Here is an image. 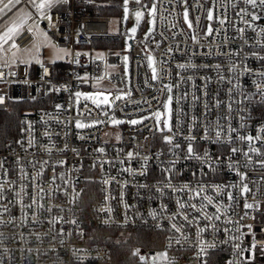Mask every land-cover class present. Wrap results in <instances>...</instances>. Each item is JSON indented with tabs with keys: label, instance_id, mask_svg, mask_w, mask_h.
Wrapping results in <instances>:
<instances>
[{
	"label": "built area",
	"instance_id": "built-area-1",
	"mask_svg": "<svg viewBox=\"0 0 264 264\" xmlns=\"http://www.w3.org/2000/svg\"><path fill=\"white\" fill-rule=\"evenodd\" d=\"M152 1L153 31H145L141 24L136 33H122L112 29L113 15L78 14L77 0L57 3L50 14H41L29 0H21L18 7L28 6L39 26L55 33L69 52L59 69L54 62L36 65L19 59L0 65V96L4 97L0 112L23 104L19 135L0 143V264L104 259L105 247L85 242L82 199L91 180L99 184V197L91 204L99 225L158 230L154 245L137 248L136 257L143 264H264V100L257 88L264 89V59H260L264 57V7L244 0ZM209 8L213 11L210 26ZM186 9L191 28L184 19ZM252 14L260 19L252 21ZM209 27L211 35L206 34ZM29 29L26 23L13 44L31 43L34 35ZM13 44L9 53L18 48ZM123 52L130 57L128 95L113 102L114 90L102 85L126 87ZM147 56L154 60L159 77L155 81ZM245 66L251 71H244ZM205 77L210 78L206 87ZM164 85H171L172 92L162 91ZM76 92L110 93V104L97 107L84 96L77 100ZM185 93L187 97L181 98ZM169 94L176 132L173 144L179 148L164 140L173 133L156 130L154 113L161 111ZM194 96L199 100L194 101ZM216 99L222 102L219 106ZM205 103L211 106L208 139L204 138ZM144 114L135 125L113 123L115 116ZM193 116L199 118L195 127ZM77 120L91 126L77 128ZM218 120L224 132L220 142L210 143L209 139H216ZM242 123L247 127L242 128ZM229 126L239 135L259 136L251 142L259 153L250 151L249 142L239 140L237 133H229ZM190 135L196 137L192 143L197 154L209 153L207 163L185 159V137ZM229 135L232 143L227 142ZM233 147L239 151L233 153ZM173 160L175 167L165 172ZM169 177L175 189L185 184L189 188L166 187ZM216 185L228 187L217 191ZM244 185L249 191H242ZM201 187L204 191L196 196L194 190ZM229 193L234 199H228ZM205 195L214 198L212 204L202 199ZM201 204L207 207L201 210ZM206 214L220 219L210 221ZM201 228L206 230L197 235ZM158 253H167V260Z\"/></svg>",
	"mask_w": 264,
	"mask_h": 264
},
{
	"label": "snow or ice",
	"instance_id": "snow-or-ice-1",
	"mask_svg": "<svg viewBox=\"0 0 264 264\" xmlns=\"http://www.w3.org/2000/svg\"><path fill=\"white\" fill-rule=\"evenodd\" d=\"M54 2H56V0H42L41 3L36 4V0H29V3L33 4L38 10L44 9L45 7H51ZM63 2L64 3H67L68 0H63ZM133 2L136 5H140L141 7H146L143 4V0H133ZM244 2L246 4L252 5L253 7H256L257 6V2H258L261 7H264V0H244ZM129 3H130V0H123V10H124V13H125V17H124L125 19L128 18ZM0 5H2V6H0V17H8L10 13L12 15H16V13H18L19 11H22V9L18 7V6L21 5V0H7L6 3L4 2V0H0ZM242 11H244V10H242ZM155 12H156V7H155V5H153L152 8L149 9L148 14L150 16H154ZM143 16H144V12H142V11H136L135 12V18H136L137 24H139V22H140V20L142 19ZM9 18H11V17H9ZM48 18L51 19V17H48ZM184 19L188 23L189 28H191L192 27V23H191V21L188 20V12H187V10H185V12H184ZM208 19L209 20H212L213 19V14H212L211 11L208 12ZM251 19H252V21H256V20L260 19V17L258 15H256V14H252L251 15ZM150 23H154V21H150ZM221 23L223 24L224 21L221 20ZM245 23L248 24L249 27H251V24L248 23V21H245ZM15 30H16L15 27L9 28L8 31L4 34V36L3 37H0V39H3L5 41V43H6L7 42V39L6 38H10V34L13 33ZM29 31H31V29H29ZM131 31L133 33H135L136 32V28H132ZM152 31H153V29L150 27L149 28V33H151ZM239 31L243 32V29H239ZM212 32H213V29L211 27H209L206 34L207 35H211ZM147 35L148 34H146V38H147ZM193 39H195V37H193ZM13 47H18V46L16 44H13ZM169 51H171V49H169ZM77 55H79V54H77ZM148 59H149L150 65H152L153 64V58L151 56H149ZM260 59H264V57H260ZM125 60H127V57H125ZM179 67L185 68L186 66L185 65H180ZM189 67H196V65H189ZM216 68L219 71L220 65H216ZM230 70H234V69H230ZM244 71L250 72L251 69H249L247 66H245ZM45 73L47 74V69H45ZM262 75H264V73H262ZM0 77H2V74H0ZM158 78L159 77H158L156 68L154 66H152V76H151V79L153 81H155ZM81 79H87V77H83ZM97 79H103V77H98ZM204 79L206 81V85H205V87H206L207 86V82H210V78L205 77ZM220 79L223 80L224 77L221 76ZM229 83H231V81H229ZM236 87H239V84L238 83L236 85H234V88H236ZM234 88L233 89H230L229 91L230 92L233 91ZM257 88H258V90H260V95H261L262 100H264V89H260V85H257ZM162 91H167L168 93H171L172 92V86L171 85H164ZM207 94L208 93L205 92V96H207ZM109 95L110 94H105L103 92H96V93H93V94H83L81 92H76L75 93V97L77 98V100L81 96H84V99H86V100H89V99L92 100L93 104H95L97 107H99L101 104H110ZM186 97H187V93H185L184 96L181 97V98H186ZM121 98L122 97L119 96V95L116 96V99H121ZM231 99L232 98L230 97V100ZM245 99H249V97L246 96ZM193 100L194 101H198L199 100V97L194 96L193 97ZM3 101H4V97L0 96V103H3ZM172 102H173V96L170 95V94L167 96L166 101L163 102V107H164V109L167 112V118H165V119L162 120L161 117H162L163 114L160 111H156L154 113V116H155V119H156V130L157 131H160V132L167 131V132L173 133L172 136H167V135L164 136V140L168 144H173V138L176 135V132H174L173 127H172V124H171V115H172L171 105H172ZM221 103H222L221 100L216 99V101H215L216 106H219ZM57 107H60V106L57 105ZM227 107L229 109V112H231V110H232V104L229 103L227 105ZM210 110H211V106L209 104L205 103V118H206V124H205V128H204V132H205V137L204 138H206V139L210 138L211 137V134H212L211 121L210 120H207V115L210 113ZM180 111L183 112V109H181ZM198 119H199L198 117L193 116V127H195L196 122H198ZM221 119H224V118L221 117ZM141 122L142 121H138V120H135V119L130 121V123L133 124V125H135L137 123H141ZM113 123H121V121H113ZM161 123L163 124V127H160ZM89 126H91V125H86L84 123H81L79 120L76 121V127L77 128H84V127H89ZM241 127L244 128V127H247V125L242 123L241 124ZM178 131H179V129H177V132ZM191 131H192V128H189V132H191ZM223 132H224V126L218 120L217 121V124H216V131H215L216 139L215 140L209 139V142L210 143H218V142H220V139H221V136H222ZM228 132L229 133H237V138L239 140H241V141H248L249 142V150L250 151H254V152L259 153V149H255V148H252L251 147V142L253 140L260 139L259 136L253 137L252 135H247V136H245V135H239L238 130L235 129V128H232L231 126H229V128H228ZM185 139L188 141L187 154L185 156V159H197V160H200L202 163H207V161L209 159H211V157H210V155H209V153L207 151H205L203 153V156H201V155H199V154H197L195 152V149H194L193 143H192L196 139L195 135H190L188 137H185ZM227 142L228 143H232L233 142L231 135H229V139H228ZM173 147L174 148H179L180 145L178 143H175V144H173ZM100 151H103V149H101ZM231 151L233 153H236V152L239 151V149L233 147L231 149ZM128 155H129V157H131L133 154L132 153H129ZM244 155L247 156V153L245 152ZM145 159H147V158H145ZM219 159H220V157H216V160L217 161H219ZM229 159L231 160V157ZM175 163H176V161L173 160L171 162V167L164 169V171L165 172H171L172 169L175 167ZM262 163H264V162H262ZM208 166H209V168H213L214 167L211 164H209ZM229 167L230 168L233 167V164L230 163L229 164ZM38 175H39V173H38ZM194 175H195V173H194ZM238 175H241V174L238 173ZM170 179L171 178L169 177V183L166 185V187H172V188H174V190H179V191H183L184 189L189 188V185L185 184V185L182 186V188L175 189V186H173L171 184ZM243 179H244V176L241 175V180H243ZM235 186L236 185H231V187H235ZM224 187H228V186H222V185H216L215 186V188H216L217 191H223ZM194 191L196 192V196H200V193L202 191H204V188L201 187L198 191H196V190H194ZM242 191L243 192L249 191L247 185H244L243 186ZM202 199L203 200H206L208 204H212L214 198L212 196L205 195V196L202 197ZM228 199L229 200L234 199V197L231 195V193L228 194ZM177 203H178V205H179L180 208H184L185 207V204H182L179 201H177ZM188 207H191V208L195 209L196 208V205L195 204H189ZM206 207H207V205L201 204V210H203ZM245 207L246 208H250V207H252V205L245 204ZM217 212H219V208H217ZM205 218L208 219V220H210V221L213 220V219L219 220L220 219V216L219 215H215L213 217L212 215H207L206 214L205 215ZM184 220H188V216L187 215H184ZM73 223H75V222L73 221ZM172 227L177 232L181 231V228L180 227H177V225L175 223L172 224ZM213 227H215V225H213ZM205 230H206L205 228L199 229L197 235H199L201 232H203ZM177 243H179V240H177ZM252 248L253 249L255 248V243H253ZM204 251H205V249L203 247H201V253H203ZM138 252H139V250L137 249V251L134 252L133 255H137ZM157 256L163 257L165 260H167V253H158ZM143 259H144V257H141V260H143ZM229 264H232V262H229Z\"/></svg>",
	"mask_w": 264,
	"mask_h": 264
},
{
	"label": "trees",
	"instance_id": "trees-1",
	"mask_svg": "<svg viewBox=\"0 0 264 264\" xmlns=\"http://www.w3.org/2000/svg\"><path fill=\"white\" fill-rule=\"evenodd\" d=\"M78 14L96 13L117 15L121 12L122 0H77ZM56 69L63 68L65 62L55 60ZM18 109L0 112V143L17 137L20 131L21 112ZM99 197V184L95 180L85 184L82 199V217L86 227V244H98L105 247L108 255L100 260H87L77 264H143L136 252L139 246H152L159 232L151 227L116 228L99 225L94 217L91 204ZM159 243V241H158Z\"/></svg>",
	"mask_w": 264,
	"mask_h": 264
},
{
	"label": "rangeland",
	"instance_id": "rangeland-1",
	"mask_svg": "<svg viewBox=\"0 0 264 264\" xmlns=\"http://www.w3.org/2000/svg\"><path fill=\"white\" fill-rule=\"evenodd\" d=\"M70 1L71 0H68V3ZM130 1L132 2V5H129L128 18L127 19L124 18L125 13L122 8L119 14L113 15V21L111 23L112 29L120 31L122 33L125 32L133 33L131 29L136 28V32H137L139 26L142 24L145 31H149V28L152 27L153 24L150 23V21H153V16H150L148 14V11L149 9L152 8L154 2L152 0H143V4L146 7H141L140 5H136L133 2V0ZM41 2L42 0H36V4H39ZM57 3H63V0H56V2H54L51 7H45L44 9H40L39 12L41 14H50L52 8ZM31 5L34 6L33 4ZM20 8L22 9V11H19L18 13H16V15L11 14L9 16L11 18L8 17L7 19H5L3 22L0 23V37H3L9 28H13V27L16 28V30L10 34V38H6L7 39L6 43L3 39H0V65L4 64L7 61V59L11 61H15L16 59H19L22 63L36 64V65H41L48 62L51 63L54 62L55 60L65 59V57L69 52V49L59 44L55 33L47 29L41 28L39 26L38 20L34 18V14L28 6H21ZM136 11L144 12V16L140 20L139 24H137L135 18ZM209 11H211L213 14L212 8H209L208 12ZM1 18L2 17H0V19ZM188 20L191 21L189 17V13H188ZM210 22L211 20H208V26H210ZM26 23H29V28L31 29L34 35V40L31 43H29L27 46L18 47L15 51L9 53V47L14 43L15 37L23 30L24 25ZM125 57H127V60H125ZM148 58L149 56H147L149 66L150 67L154 66V60H153V64L150 65ZM122 60H123V72H124V80L126 83V87L124 89H114L113 87L107 84L102 85V87L105 89H109L110 91L114 90V93L112 95L113 102L118 100L116 99L117 95L121 96L122 97L121 99L125 98L128 95L127 89L129 88L130 57L127 52L122 53ZM160 112L163 114V119L167 118V112L164 109V107H162ZM143 117H145V114L133 115V116H115L113 118V121H121V123L126 122L131 124L130 123L131 120L135 119L141 121ZM119 124L120 123H116V125ZM160 127H163L162 123Z\"/></svg>",
	"mask_w": 264,
	"mask_h": 264
},
{
	"label": "water",
	"instance_id": "water-1",
	"mask_svg": "<svg viewBox=\"0 0 264 264\" xmlns=\"http://www.w3.org/2000/svg\"><path fill=\"white\" fill-rule=\"evenodd\" d=\"M105 94H110V93H105ZM110 95H111V94H110ZM110 95H109V96H110Z\"/></svg>",
	"mask_w": 264,
	"mask_h": 264
}]
</instances>
